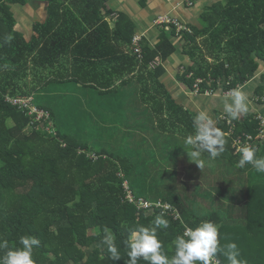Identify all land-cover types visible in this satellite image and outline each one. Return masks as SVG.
Masks as SVG:
<instances>
[{"label":"trees","instance_id":"trees-1","mask_svg":"<svg viewBox=\"0 0 264 264\" xmlns=\"http://www.w3.org/2000/svg\"><path fill=\"white\" fill-rule=\"evenodd\" d=\"M30 1L44 3L45 18L25 36L14 28L12 9ZM108 1L0 0V239L19 246L21 236L38 238L41 244L33 249L36 264H127L130 231L149 225L163 212L169 227L159 229L158 237L169 257L174 254L175 237L184 233L185 226L195 228L210 220L218 226L221 247L234 242L247 264H264V173L251 165L236 167V145H253L259 149L258 156L264 155V141L256 139L262 129L255 116L230 121L227 114L222 119L216 113L225 150L215 159L202 154L205 167H190L193 179H198L191 185L168 184L166 170L156 162L157 155L164 161L171 156L164 149L166 142L157 140L152 149L142 148L141 140L133 150L132 140L138 131L151 130L157 139L165 133L168 141L184 139L187 150L177 146L176 151L188 156L191 149L185 138L194 134L192 121L198 111L191 112L190 106L172 97L163 65L177 52L185 65L181 64L175 80L186 88L193 90L197 84L200 93L206 85L212 93L218 88L227 91L254 78L253 83H262L253 94L264 98V72L257 79L255 75L264 66V0L210 4L203 0L201 11L191 19L189 11L197 0L192 5L184 2L179 9L186 10L187 29L176 34L172 25L167 26L169 31L159 26L153 46L142 36L141 58L133 51L135 22L123 11L111 19L114 12ZM139 3L144 6L146 1ZM8 35L13 37L10 43L5 41ZM155 59L159 64L149 69ZM63 84L90 89L95 99L125 92L127 104L122 109L128 116L117 113L118 109L112 113L117 118L111 114L114 123L124 124L123 152L102 147L90 156L89 143L59 130L49 136L37 128L40 120L35 114L7 100ZM38 107L50 114V120L54 117L53 105ZM111 135L118 140V133ZM148 192L156 198H147ZM140 198L152 206L138 207ZM190 201L208 207L194 212ZM156 202L170 205L174 213L155 207ZM104 228L114 235L121 260L110 259L101 243ZM216 259L228 264L219 253ZM137 264L148 262L141 258Z\"/></svg>","mask_w":264,"mask_h":264},{"label":"rangeland","instance_id":"rangeland-1","mask_svg":"<svg viewBox=\"0 0 264 264\" xmlns=\"http://www.w3.org/2000/svg\"><path fill=\"white\" fill-rule=\"evenodd\" d=\"M172 0L168 1L171 2ZM213 1L216 0H206L204 1L205 4H210ZM39 2V1H37ZM32 5V6H31ZM31 5H15L12 9L13 15H14V28L18 30H24L25 36H28L30 31L26 28L23 29L21 24L24 25L26 23V26H30V20H27L25 22L24 20V8L25 12H27V18H30L31 11L34 9H37L39 7L38 3L36 1L31 2ZM176 7V6H175ZM173 6V8H175ZM172 13V10H170ZM201 11V8L197 10V12L194 14H190L189 19L193 18L194 16L198 15V12ZM186 12V10H185ZM184 12V13H185ZM181 14V16L176 17L181 23H183V26L186 27V21L188 20L186 15ZM190 13V12H189ZM128 14V13H127ZM173 14V13H172ZM129 15V14H128ZM130 16V15H129ZM154 18H152L151 21H153ZM113 22V20H112ZM21 23V24H20ZM153 23V22H152ZM164 29L166 31L170 30V27H167L165 25ZM177 30V29H176ZM176 32V31H175ZM177 34V33H176ZM182 60V62H181ZM166 63L163 62V65L168 68L169 75L172 78L173 81H175V74L176 72L181 73L182 67L181 64H184L185 60L183 59L182 55H178L176 62L175 59H167ZM160 60L155 59L152 61L148 68L152 69L154 66L158 65ZM192 63V62H191ZM185 65V64H184ZM174 66V67H173ZM31 70H29L30 72ZM262 72H264V66H261L256 70V79L258 75H260ZM253 79V78H252ZM177 82V81H175ZM201 82V80H200ZM262 82L260 80H257L248 90L250 91V96L248 97V112L247 115L250 114L252 116H255L257 120H261V125L263 127L264 131V98H258L254 96L253 89L255 86L261 84ZM179 84V83H178ZM181 88L184 90L182 96V101L185 103L186 106H190L191 112L203 111L202 108L208 107L207 103H210L208 105L213 106L210 107L211 112L215 118H211L214 121V124L216 126V120L218 121L221 118H224V115L226 113L222 108H219L221 106H218L219 103H217V106H214L213 101L214 99H217V96H220V98L224 100H230V90L222 91L221 88H218L213 93H210L211 88H209L206 85V89L204 90V93H200L199 89H196L194 87L193 90L186 88L185 85L180 84ZM247 86H239L242 91L246 90ZM237 88V87H236ZM92 90L80 88L79 86L69 85V84H63L54 86L52 88H46L42 91H39V93H35L29 97L32 99H29V108L32 111H35L37 113V118L42 117L43 108H39L38 105H53V112L54 117L50 120V114L45 112L44 121L40 120L37 122V128L43 129L42 131H46L48 135H55L56 130H59L63 133H67L73 137H75L78 141L81 143H89L91 150L88 152L90 156H93L94 151L103 148H109L115 152H123V146L120 142L121 139V132L124 128V124L120 123H114L115 117L117 116L115 114H112L114 110L116 112H120L122 114H125V116H128L127 113H125L122 109V105L124 106L127 104L125 101V92L120 91V94H107L100 96V98L95 99L92 97ZM55 95L61 96L59 100H56L54 98ZM181 97V95H180ZM175 99V98H174ZM32 100V104H30V101ZM260 100V101H259ZM116 101H120L118 103V106H116ZM134 102V101H133ZM55 103V104H54ZM135 104V103H134ZM118 107V108H117ZM194 109V110H192ZM221 109V110H217ZM216 113H219V117L216 116ZM115 115L113 117L112 115ZM197 115V114H196ZM195 115V116H196ZM246 115V114H245ZM227 116V115H226ZM244 117V115L240 118V120ZM227 118H229L227 116ZM114 119V120H113ZM122 125V127H120ZM30 126V125H29ZM28 126V127H29ZM116 132L118 135L115 137L118 140H114L112 138L111 133ZM138 134H135L134 137H132V140L134 141L133 150H136L139 148L137 143H140L142 140V148H154L152 147L154 145V142L159 140L160 142H166L165 148L166 152H169L171 156L167 157L164 160H162V154H159L162 156L157 155L156 162L157 164H160L162 169L166 170V174L164 175L167 178L168 184L176 183L180 186V184H188L191 185L193 183H198V179H193V172H190V167L194 166V161L189 160L188 156L181 155L180 152H177V146H183L182 140H176L168 141L166 134H160L159 139L152 133L151 130L145 131H138ZM144 135V136H142ZM177 135V133H175ZM142 138H141V137ZM156 138V139H155ZM130 140V139H128ZM239 146L236 145V150ZM185 150H187L186 147H184ZM81 151L83 149H80ZM174 152L176 156L174 155ZM171 157V158H170ZM196 166V165H195ZM201 186L205 188L206 186L201 183ZM145 196L149 198L150 200H153V198H156V194L148 192L145 193ZM217 196V195H216ZM205 207H208L205 203L202 201H196V202H189V209L196 211H205ZM92 230H89L91 232Z\"/></svg>","mask_w":264,"mask_h":264},{"label":"clouds","instance_id":"clouds-1","mask_svg":"<svg viewBox=\"0 0 264 264\" xmlns=\"http://www.w3.org/2000/svg\"><path fill=\"white\" fill-rule=\"evenodd\" d=\"M159 26L162 25L154 27ZM12 39L8 35L5 41L10 43ZM229 95L231 102L225 100L223 110L230 121L239 120L248 112L247 95L238 87L231 89ZM192 125L194 134L185 138V144L191 149L187 155L199 169H203L205 160L201 158L202 154L207 152L211 159L219 157L225 150L226 140L222 130L215 126L214 121L204 111H200L193 118ZM237 152V168L244 169L246 165H251L257 173H264V155H257V147L243 144L238 147ZM168 227L169 221L161 212L149 225H140L131 230L126 241L127 264H137L141 258L148 264H219L216 259L218 253L226 258L228 264H247L246 260L240 258L241 253L236 243L229 242L220 246L218 226L210 220L201 221L195 228L185 226L184 233L175 237L172 243L174 254L169 257L162 250V242L158 237V230ZM103 231L105 235L101 243L107 246L109 258L113 261L121 260L114 235L107 228ZM40 244L41 241L34 236H21L19 246H10L7 240L0 239V264H36L33 249Z\"/></svg>","mask_w":264,"mask_h":264},{"label":"crops","instance_id":"crops-1","mask_svg":"<svg viewBox=\"0 0 264 264\" xmlns=\"http://www.w3.org/2000/svg\"><path fill=\"white\" fill-rule=\"evenodd\" d=\"M146 4L144 6L140 5L139 0H109V6L111 7V9L113 10L114 14L112 16L111 19L115 18V13H117L118 11H123L126 12L130 15V17L133 19V21L136 24V32H138V34L142 36H144V39L147 40V42L150 43L151 46H153L154 41L156 39V31L157 28L151 25V20L152 18L160 13H168V14H172L176 17L181 16V14H183L185 12L184 9H179L181 7L182 4H184V0H172L171 2H168L166 0H145ZM203 0H197V2L195 3V8L192 9V12H190V14H194L197 12V10L199 8H201V6L203 5V2H201ZM31 2L34 1H30L28 3H26L27 5H31ZM36 3H38L39 7L37 9H34L31 11V15L30 18H27V12H25V8H24V20L25 22L27 20H30V26H26V23L24 25L21 26L23 29H27V30H31V27L33 24H35L36 22H41L44 20L45 18V6L44 3L39 1ZM32 6V5H31ZM173 6L175 8H173ZM172 10V13L171 11ZM179 18V17H178ZM110 24H112V20L110 21ZM18 30V29H17ZM21 32L24 33V30H19ZM25 34V33H24ZM180 55V53H175L172 56L169 57V59L173 60L175 59V63L177 56ZM184 59V57H183ZM182 62V60H181ZM165 67V65H164ZM174 67V66H173ZM167 70L168 68L165 67ZM168 75H169V71H168ZM170 79H169V83H167V88L170 89L171 95L173 98L176 99V101L179 103L183 102V92L184 90L181 88L180 84H178L177 82L173 81L170 75H169ZM254 79V78H253ZM257 82V80H256ZM253 80L250 79L248 82H246L244 85L242 86H247L246 90H243V92L247 95V103H248V97L250 96V91L248 90V88H250L253 85ZM181 95V97H180ZM255 96V95H254ZM217 99H214L213 104L214 106H217V103L221 102L218 104V106H221L219 108L223 107V103H224V99L220 98V96H217ZM256 98V97H255ZM184 103V102H183ZM210 103H207L208 107L202 108V110L204 112H206L209 117H211L213 111H211L210 107L213 108V106L208 105ZM218 110V109H217ZM221 110V109H220Z\"/></svg>","mask_w":264,"mask_h":264},{"label":"built area","instance_id":"built-area-1","mask_svg":"<svg viewBox=\"0 0 264 264\" xmlns=\"http://www.w3.org/2000/svg\"><path fill=\"white\" fill-rule=\"evenodd\" d=\"M166 1H170V0H166ZM194 1H196V0H184V2L187 5H192V3H194ZM152 22L153 23H151V25H153V26H158V25L169 26V25H172V26H174L176 33H179L181 30L187 29L186 27L183 26V23H181L176 17H174V16H172V15H170L168 13H161V14L156 15ZM140 41H141V35L136 33L133 36V38H132V43L134 44V50L133 51H134V53L137 54L138 58H141V51H140V48H139ZM196 83H200V80L197 79ZM194 86L196 87V89L200 88L199 85H197V84H195ZM199 91H200V89H199ZM210 93H212V90L210 91ZM29 99H32V98L29 97V96H26V97H13V98L7 97V100L10 101L13 105H15V106H17L19 108H25L27 110L28 114H35L36 115V117H35L36 120H43L44 121V116H45V112L46 111L43 110L44 113H42V117L37 118V113L35 111H32L29 108V106H28V104H29L28 100ZM30 104H32V100L30 101ZM46 113L48 114V112H46ZM48 116H49V114H48ZM259 129H262V131H263V127L261 125V120H259ZM246 138L247 139H252V137L250 135H246ZM127 197L129 199V201L133 200V198H132V196L130 194ZM136 204L140 208H149V207L152 206L151 203H149V202H147V201H145V200H143L141 198L136 201ZM154 206L155 207L161 206L166 211H171V207L168 204H161L160 202H156V203H154ZM171 212H173V211H171ZM184 231H185V229H184ZM219 264H222V263L219 261Z\"/></svg>","mask_w":264,"mask_h":264},{"label":"bare ground","instance_id":"bare-ground-1","mask_svg":"<svg viewBox=\"0 0 264 264\" xmlns=\"http://www.w3.org/2000/svg\"><path fill=\"white\" fill-rule=\"evenodd\" d=\"M256 139H259L260 141H264V132L260 130L256 135Z\"/></svg>","mask_w":264,"mask_h":264}]
</instances>
